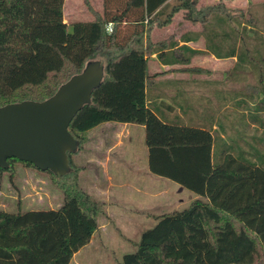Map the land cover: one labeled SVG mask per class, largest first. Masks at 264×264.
Segmentation results:
<instances>
[{"label":"trees","instance_id":"trees-1","mask_svg":"<svg viewBox=\"0 0 264 264\" xmlns=\"http://www.w3.org/2000/svg\"><path fill=\"white\" fill-rule=\"evenodd\" d=\"M197 2L102 0L97 12L82 0L92 18L73 22L70 30L62 20L63 0H18V15L0 13V106L49 97L89 60H101L104 74L68 123L77 148L66 152V173L56 177L13 157L0 168L8 171L18 162L48 173L62 196L55 210H0V264H68L89 241L102 204L78 185L81 168L72 154L86 130L108 121L142 125L149 172L196 196L186 207L157 216L119 264H264V34L253 29L256 18L248 8ZM261 6L264 21V0ZM178 11L200 25L179 40L201 35L203 50L177 46L172 36L150 41L151 30L168 25ZM151 53L164 64H186L204 53L234 57L226 82L243 84L238 79L247 74L256 82L245 93L247 101H237L241 111L229 126L235 131H225L227 89L205 123L162 120L146 103L145 89L156 76L146 71Z\"/></svg>","mask_w":264,"mask_h":264},{"label":"crops","instance_id":"crops-1","mask_svg":"<svg viewBox=\"0 0 264 264\" xmlns=\"http://www.w3.org/2000/svg\"><path fill=\"white\" fill-rule=\"evenodd\" d=\"M170 1L165 0V3ZM218 1H222L228 7L239 6L243 9L250 7L254 2L253 0H198L196 5L213 4ZM101 3L102 0L99 2L100 8L96 10L97 12L101 11ZM174 22L180 26L175 31L170 29ZM199 29V24L186 21L182 18V12L178 11L168 25L154 27L149 39L154 43L172 36L173 40H177V46L185 45L189 49L203 50L204 40L201 35L194 37L190 35L185 41L178 38L182 33L191 34ZM234 60V57L215 58L209 53H204L193 55L186 64H164L157 59L156 53H151L146 60V71L148 75L156 76L153 84L145 89L147 105L167 123L196 125L207 122L211 111L218 106L220 96L225 93L226 70L233 65ZM225 61H228L227 65H220ZM188 67H198L204 71L187 70ZM214 128L215 125L212 124V129ZM74 154H76L74 163L81 168L78 181L84 175L82 178L83 180L86 178L90 183L91 190H95L99 197H104L102 200L108 213L123 214L121 192L125 190L129 180L135 183L134 192L139 195L138 200L134 201L133 212L150 214V211L162 207L161 200H145L142 196L147 194L155 198L162 192L159 190L162 187H157V190L149 195V189L144 183L162 184L163 182L166 185L170 181L149 172L142 125L109 121L99 123L84 132L81 148ZM160 211L163 212L162 209ZM123 219L121 218L120 222L125 221Z\"/></svg>","mask_w":264,"mask_h":264},{"label":"rangeland","instance_id":"rangeland-1","mask_svg":"<svg viewBox=\"0 0 264 264\" xmlns=\"http://www.w3.org/2000/svg\"><path fill=\"white\" fill-rule=\"evenodd\" d=\"M253 1L250 7H247L256 18L253 29L259 34H264L261 0ZM99 2L100 0H89L90 5L95 10L100 8ZM226 7L230 10L242 12L247 9L240 8L239 6ZM18 10V0H0V13L16 16L18 15ZM62 10V18L63 22L67 25V30H70V25L73 22L91 20V16L83 6L82 0H63ZM179 28L180 26H177L176 22L170 27L173 31ZM247 33L249 35L252 34L251 32ZM227 64L228 61L220 63V65L224 66ZM231 67L227 68L226 74L229 73ZM238 80L242 81V83L246 82L250 86L244 83L227 82L226 89L228 93L227 100L224 103L226 105L225 131L227 134L235 131L230 129L229 126L230 121H233L232 123L235 126L237 114L241 111L237 108V101L242 99L247 101L244 98L245 93L252 90V87L256 83L254 77L248 74L244 79ZM242 93L244 96H242ZM234 126L233 128L235 129L236 127ZM75 160L76 154H72L73 163ZM83 176L79 179L78 185L85 192H91L93 195L87 193L95 202L101 203L102 208L101 212L96 214L97 228L94 230L90 242L74 253L68 264H119L121 256L134 250L140 232L151 227L155 223L157 216L180 210L195 198V194L191 191L170 181L166 185L163 182L162 184L144 183L147 189H149V195L152 191L155 192L157 187H162V189L159 188L162 191L161 194L155 198H151L147 194L142 195L145 200H161L162 207L155 209V211H150V214H138L132 211V207L135 204L134 201L138 200L139 195L134 192L135 183L129 180L128 185L124 188L125 190L121 192L124 207L123 214L108 213L102 200L104 197H99L95 190H91L90 183L86 181V178L83 180ZM61 202V192L50 174L37 171L30 166L18 162H13L8 171H0V210L11 213L28 210H55ZM121 218H124L125 221L120 222ZM252 264L261 263L256 259Z\"/></svg>","mask_w":264,"mask_h":264},{"label":"water","instance_id":"water-1","mask_svg":"<svg viewBox=\"0 0 264 264\" xmlns=\"http://www.w3.org/2000/svg\"><path fill=\"white\" fill-rule=\"evenodd\" d=\"M103 75L102 61L89 60L49 97L1 105L0 168L7 167V157H13L56 177L66 173V152L77 148V141L67 130L68 123L82 105L89 103L90 93Z\"/></svg>","mask_w":264,"mask_h":264},{"label":"built area","instance_id":"built-area-1","mask_svg":"<svg viewBox=\"0 0 264 264\" xmlns=\"http://www.w3.org/2000/svg\"><path fill=\"white\" fill-rule=\"evenodd\" d=\"M109 26H110V24H107V25H106V27H107V30L109 29Z\"/></svg>","mask_w":264,"mask_h":264}]
</instances>
